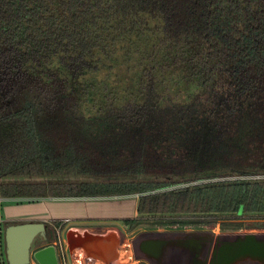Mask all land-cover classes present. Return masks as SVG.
<instances>
[{"label": "trees", "instance_id": "16d2710c", "mask_svg": "<svg viewBox=\"0 0 264 264\" xmlns=\"http://www.w3.org/2000/svg\"><path fill=\"white\" fill-rule=\"evenodd\" d=\"M43 78L52 100L14 106ZM259 175L264 0H0V199L140 195L127 228H240L264 217V180L185 185Z\"/></svg>", "mask_w": 264, "mask_h": 264}, {"label": "water", "instance_id": "95a60500", "mask_svg": "<svg viewBox=\"0 0 264 264\" xmlns=\"http://www.w3.org/2000/svg\"><path fill=\"white\" fill-rule=\"evenodd\" d=\"M77 231L70 229L66 233V243L70 257L76 251L86 252V243L76 236ZM48 227L44 222H24L11 225L5 230L7 264H63L62 250L57 244H50L33 250V244L40 240L48 241ZM79 235V234H78ZM152 239L142 243V250L148 257L157 260V264H195L200 251L205 255L201 264H230L238 257L256 253L264 259V235H242L214 237L210 232L182 233L169 235L155 233ZM86 245V246H85ZM147 261L148 259L145 258Z\"/></svg>", "mask_w": 264, "mask_h": 264}, {"label": "crops", "instance_id": "0c3cea01", "mask_svg": "<svg viewBox=\"0 0 264 264\" xmlns=\"http://www.w3.org/2000/svg\"><path fill=\"white\" fill-rule=\"evenodd\" d=\"M125 199H55L43 203H30L29 205L19 207H2V209L0 208V245L2 244V238L5 241V234L2 235L3 223L40 221L48 226V241L50 240L49 234H51L50 237L53 236L55 239L53 244L62 243L65 247L69 255L66 264H119V248L126 235L124 230L125 225L112 224L111 221L122 222L128 219L126 218L128 216L125 214V210L126 208L129 209L130 205L125 206ZM2 201H10L17 204L25 202L18 200ZM137 204V201L132 204V212L129 215L130 219H135L138 216ZM111 210H115V212L111 213ZM69 222H75L72 226L73 228L68 227L67 224ZM107 222H110V224ZM54 223H61L62 225L57 228L54 226ZM70 228L77 231V237L88 241L86 243L87 246L85 245L86 252L76 251L71 257L66 243V233ZM48 241H44L41 248L50 245ZM0 249L2 251V246H0ZM236 263L264 264V259L257 257L256 253H250L247 256L240 257ZM30 264L37 263L32 259Z\"/></svg>", "mask_w": 264, "mask_h": 264}, {"label": "rangeland", "instance_id": "374dc122", "mask_svg": "<svg viewBox=\"0 0 264 264\" xmlns=\"http://www.w3.org/2000/svg\"><path fill=\"white\" fill-rule=\"evenodd\" d=\"M40 85H36L34 84V81H26L25 83L21 84V86L18 88V90L16 91V95L13 98L12 103L14 104V106H16L17 108H21L23 107L27 101H30L35 95H37L38 93L36 92L37 89H39V86L41 88H44V90H46V96L45 98H48V100H52V98H54L55 94H54V88L56 86V83L53 81V79H49V78H43L42 81L39 83ZM48 102V101H47ZM45 103L46 106H48V103ZM44 110V109H43ZM47 111V112H45ZM45 114H41L40 117H42L43 119H47L48 118V111L49 108L46 107L45 109ZM45 121V120H43ZM248 176H236L233 178H228V179H203V180H197V182L199 183H211V182H217V181H226V180H242V178H246ZM176 189V188H174ZM140 195H131V196H122V197H112V198H107L110 200H121V199H125V206L126 205H130L129 209L124 208L125 210V214L128 216L126 218L130 219L131 217H129V215L132 212V207H133V203L135 201H137L138 203V199H139ZM55 199H60V198H49V199H43V200H38V199H25L26 203H13V202H3L2 200H6V199H0V208L2 209L7 207V206H25V205H29L30 203H43L46 201H51V200H55ZM61 199H91V198H61ZM95 199H99V198H95ZM100 199H105V198H100ZM8 200V199H7ZM15 202V201H14ZM138 206V204H137ZM117 207V206H116ZM111 213H114L115 210H111ZM118 212V210H117ZM122 212V211H119ZM3 215V214H2ZM136 219V218H135ZM245 219V218H243ZM223 220V219H222ZM221 220V221H222ZM219 221V220H218ZM246 222L243 223L242 227L240 228H223L221 226V224L217 223V218H212V217H190V216H172V217H147L144 220L140 221L134 228H127L126 225L124 227L125 230V234L127 235V237H125V241L123 242V244H128L129 243V238L134 237V236H139L140 234H144L145 232H160V233H164V232H168V231H173V230H177V231H183V230H205L204 232H212L215 233L214 235L216 237H224V236H228V237H232V236H242V235H264V217H259V218H247V220H245ZM24 222H29V221H19L18 223H24ZM39 222V221H36ZM112 224H120L121 226H123V221H111ZM164 222H168L170 223L169 226L165 227L163 225ZM187 222V223H186ZM10 223H14V222H10ZM108 224H110V222H107ZM75 224V222H69L67 225L68 227H72ZM9 227L8 223H3L2 225V235L5 234V230L6 228ZM73 228V227H72ZM71 229V228H70ZM51 234H49L50 237ZM125 235V236H126ZM54 237L51 236L50 240L48 241L50 244L54 242ZM1 246H2V254H3V260H1L0 257V264H7V260L5 257V241L4 238H2L1 240ZM42 246V242L40 240H37L34 244H33V250H38L41 249ZM120 251H119V264H134L136 262V259H134V255H132L133 253L131 252H125V247L124 245H121L120 247ZM132 255V260H129L128 256L130 257ZM67 257H69V255L67 254ZM122 260H125V262H123ZM35 261V260H34ZM172 263H177V260H173ZM136 264H142V263H136ZM235 264H237L235 262Z\"/></svg>", "mask_w": 264, "mask_h": 264}, {"label": "flooded vegetation", "instance_id": "af4514ba", "mask_svg": "<svg viewBox=\"0 0 264 264\" xmlns=\"http://www.w3.org/2000/svg\"><path fill=\"white\" fill-rule=\"evenodd\" d=\"M205 231V230H204ZM203 230L199 231V230H183V231H177V230H173V231H168V232H164V233H168L169 235H174V234H182V233H202L204 232ZM155 233H160V232H145L144 234H140L139 236H134V237H131L129 238V242L131 244V247H132V250L134 251L135 253V256H136V263H142V264H157V260L153 257H148L142 250V243L148 241V240H151L153 237L152 235L155 234ZM214 237H216L214 234L215 233H212L210 232ZM127 237V235L125 236ZM125 237L123 239V242L125 241ZM221 237V236H219ZM62 245V243H57V245ZM123 244V243H122ZM199 258L197 259V262L198 263H195V264H201V262H203L204 260V257L205 255L203 254V251H200L199 253ZM147 258L148 261L145 259ZM240 257H238V260H239ZM238 260L232 262L233 264H235V262H238ZM7 263V262H6ZM230 263V264H232Z\"/></svg>", "mask_w": 264, "mask_h": 264}, {"label": "built area", "instance_id": "2783aa9c", "mask_svg": "<svg viewBox=\"0 0 264 264\" xmlns=\"http://www.w3.org/2000/svg\"><path fill=\"white\" fill-rule=\"evenodd\" d=\"M242 179H246V180H256V179H260V180H264V175H259V176H248V177H246V178H242ZM205 183V182H204ZM197 184H203V183H199V182H195V183H192V184H189V185H185V186H191V185H197ZM121 245H124L125 247H127V248H125V252H132L133 254L132 255H134V259H136V256H135V253H134V251L132 250V247H131V244H130V242L128 243V244H121ZM1 246V245H0ZM58 246H60V248H61V250H62V257H63V259H62V263L63 264H66V261H67V256H66V254H68L67 252H66V250H65V247L64 246H61V245H59L58 244ZM121 247V246H120ZM120 249L121 248H119V251H120ZM132 255L129 257L128 256V258H129V260H132ZM0 257H1V260H3V254H2V251H1V249H0ZM123 262H125V260H122Z\"/></svg>", "mask_w": 264, "mask_h": 264}, {"label": "bare ground", "instance_id": "6f19581e", "mask_svg": "<svg viewBox=\"0 0 264 264\" xmlns=\"http://www.w3.org/2000/svg\"><path fill=\"white\" fill-rule=\"evenodd\" d=\"M233 264V263H232Z\"/></svg>", "mask_w": 264, "mask_h": 264}]
</instances>
